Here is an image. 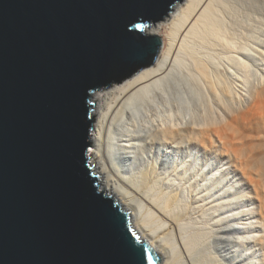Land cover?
Segmentation results:
<instances>
[{
    "label": "bare ground",
    "instance_id": "1",
    "mask_svg": "<svg viewBox=\"0 0 264 264\" xmlns=\"http://www.w3.org/2000/svg\"><path fill=\"white\" fill-rule=\"evenodd\" d=\"M263 16L181 0L145 29L156 61L94 97L90 167L159 264H219L233 238L238 264H264Z\"/></svg>",
    "mask_w": 264,
    "mask_h": 264
},
{
    "label": "water",
    "instance_id": "2",
    "mask_svg": "<svg viewBox=\"0 0 264 264\" xmlns=\"http://www.w3.org/2000/svg\"><path fill=\"white\" fill-rule=\"evenodd\" d=\"M181 0H0V264H159L90 167L97 92L152 65Z\"/></svg>",
    "mask_w": 264,
    "mask_h": 264
},
{
    "label": "rangeland",
    "instance_id": "3",
    "mask_svg": "<svg viewBox=\"0 0 264 264\" xmlns=\"http://www.w3.org/2000/svg\"><path fill=\"white\" fill-rule=\"evenodd\" d=\"M262 21L264 22V16L262 17ZM161 36H162V38H164L163 37L164 36L163 33H162ZM191 104L195 107V105L197 104V101L194 100V103L191 102ZM96 105L97 104L95 103V109H96ZM198 108H200V107L198 106ZM96 120H97V118L95 116V121ZM169 151H171V150H169ZM182 151L185 153L186 147H184L182 149ZM163 155H165V153H163ZM148 158H149V160L152 159L153 155L149 154ZM263 231H264V229L261 230V232H263ZM235 240H236V238L235 239L233 238L231 240V242H227V243H225V241H221V242L219 241L220 243L218 244V248L216 249L217 250L216 251L217 252V257H218L217 259L219 260V264H238L237 262L239 261V258L237 257L236 252H235V249H238V247L236 248Z\"/></svg>",
    "mask_w": 264,
    "mask_h": 264
}]
</instances>
